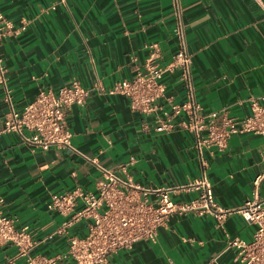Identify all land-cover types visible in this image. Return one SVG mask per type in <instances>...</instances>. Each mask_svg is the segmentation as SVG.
Wrapping results in <instances>:
<instances>
[{
  "label": "crops",
  "instance_id": "obj_1",
  "mask_svg": "<svg viewBox=\"0 0 264 264\" xmlns=\"http://www.w3.org/2000/svg\"><path fill=\"white\" fill-rule=\"evenodd\" d=\"M181 5L202 113L249 116L250 99L264 97V0H181ZM0 12L16 28H27L1 45L18 111L43 90L57 92L75 81L91 90L88 103L73 106L67 115L73 149L43 151L4 132L10 108L0 89L3 214L38 242L23 257L13 245L0 246V264H28L36 256L76 264L66 256L69 238L85 237L91 221L79 220L61 233L66 218L47 206L54 194L77 187L96 191L101 172L92 159L109 169L125 166L123 176L140 187L181 186L205 172L224 209L264 198V183L254 184L264 172L263 136L234 135L226 150L207 151L203 160L193 134L181 128L157 132L160 111H135L127 97L108 93L144 68L150 45L160 49L157 64L171 63L178 50L173 0H0ZM163 82L165 111L186 100L179 72L167 74ZM195 195L172 198L187 202ZM256 230L239 213L228 215L222 226L209 214H173L155 243L140 241L131 250H118L109 264H241L229 241H251Z\"/></svg>",
  "mask_w": 264,
  "mask_h": 264
},
{
  "label": "built area",
  "instance_id": "obj_2",
  "mask_svg": "<svg viewBox=\"0 0 264 264\" xmlns=\"http://www.w3.org/2000/svg\"><path fill=\"white\" fill-rule=\"evenodd\" d=\"M173 10L178 50L171 63L165 66L157 64L160 49L157 45H150L144 68L132 80L116 83L108 93L127 97L135 111L145 114L160 111L162 115L157 118V132L181 128L193 134L201 159L207 151L226 150L234 135L264 137V105L260 103L264 97L251 98V114L242 119L232 117L227 112L202 113L195 93L193 61L181 0H173ZM26 29V25L16 28L0 12V89L10 108L4 132L16 133L24 143L43 151L52 148L73 149V135L68 128L67 115L73 106H85L88 103L90 89L75 81L57 92L41 91L22 111L15 108L1 45L7 37L18 36ZM175 72L180 73V81L187 90L186 100L172 103L170 109L165 111L161 106V101L167 100V86L163 79ZM261 159L264 162V149ZM91 161L101 172L96 191L86 192L77 187L70 193L54 194L47 206L66 218L61 233L74 222L82 219L91 221L85 237L69 238L66 256L76 264H109L110 257L118 250H131L140 241L155 243L159 230L167 225L171 215L187 213L213 215L221 226L228 215L241 214L245 221L255 224L257 230L251 241L236 238L229 241V247L237 249V260L241 264H264V198L255 196L240 208L224 209L216 202L213 186L205 172L199 179L181 186L140 187L129 176H123L122 172L126 173L125 166L114 170L98 164L94 159ZM263 183L264 172L256 177L254 184L259 188ZM183 192L196 195L187 202H175L172 196ZM4 204L0 196V246L13 245L18 249V256H28L38 246V242L26 229H17L15 220L3 214ZM78 204L81 207L76 210ZM56 261L57 258L36 256L31 257L28 264H56Z\"/></svg>",
  "mask_w": 264,
  "mask_h": 264
}]
</instances>
